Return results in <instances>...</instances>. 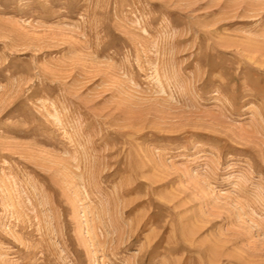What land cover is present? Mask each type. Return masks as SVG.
<instances>
[{
	"label": "rangeland",
	"instance_id": "rangeland-1",
	"mask_svg": "<svg viewBox=\"0 0 264 264\" xmlns=\"http://www.w3.org/2000/svg\"><path fill=\"white\" fill-rule=\"evenodd\" d=\"M0 264H264V0H0Z\"/></svg>",
	"mask_w": 264,
	"mask_h": 264
}]
</instances>
